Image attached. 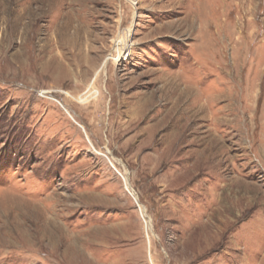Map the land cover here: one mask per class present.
Wrapping results in <instances>:
<instances>
[{
	"label": "rangeland",
	"instance_id": "rangeland-1",
	"mask_svg": "<svg viewBox=\"0 0 264 264\" xmlns=\"http://www.w3.org/2000/svg\"><path fill=\"white\" fill-rule=\"evenodd\" d=\"M0 264H264V0H0Z\"/></svg>",
	"mask_w": 264,
	"mask_h": 264
},
{
	"label": "bare ground",
	"instance_id": "bare-ground-1",
	"mask_svg": "<svg viewBox=\"0 0 264 264\" xmlns=\"http://www.w3.org/2000/svg\"><path fill=\"white\" fill-rule=\"evenodd\" d=\"M132 45L131 44H129V43H127V42H125L123 45H122V48L125 50V52H126V55H125V59L128 57L127 55H130L129 54V52H130V47H131ZM91 88V87H90ZM90 91H91V89H90Z\"/></svg>",
	"mask_w": 264,
	"mask_h": 264
}]
</instances>
